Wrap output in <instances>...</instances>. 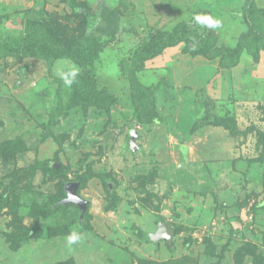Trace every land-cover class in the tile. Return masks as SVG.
<instances>
[{
    "label": "rangeland",
    "instance_id": "obj_1",
    "mask_svg": "<svg viewBox=\"0 0 264 264\" xmlns=\"http://www.w3.org/2000/svg\"><path fill=\"white\" fill-rule=\"evenodd\" d=\"M245 1L0 0V264H264V49L205 52L248 33Z\"/></svg>",
    "mask_w": 264,
    "mask_h": 264
},
{
    "label": "trees",
    "instance_id": "obj_2",
    "mask_svg": "<svg viewBox=\"0 0 264 264\" xmlns=\"http://www.w3.org/2000/svg\"><path fill=\"white\" fill-rule=\"evenodd\" d=\"M255 0H246L244 4V20L248 26V33L240 38L236 47H219L217 46L218 35L216 32H213L205 39V52L211 58L221 57L222 67L223 68H236L241 63V57L246 52L249 56H252L254 59L259 57V53L264 49V12L256 14L253 11ZM189 34H194V31H190L187 34L180 35L179 38L174 41H182L188 38ZM28 55L45 59L50 73L53 68V58L49 55H42L37 49H32L27 52ZM12 53L10 50L0 47V57L11 56ZM140 58L135 59V62H140ZM140 67V65H138ZM134 73V72H132ZM57 167L52 168L48 162L44 163V168L46 173L53 175L55 171L61 170L58 164H55Z\"/></svg>",
    "mask_w": 264,
    "mask_h": 264
},
{
    "label": "clouds",
    "instance_id": "obj_3",
    "mask_svg": "<svg viewBox=\"0 0 264 264\" xmlns=\"http://www.w3.org/2000/svg\"><path fill=\"white\" fill-rule=\"evenodd\" d=\"M195 24L205 26L209 29H219L222 27V21L207 14H196L192 18ZM79 69L75 65L60 67L56 70V74L63 83L71 87L78 76ZM83 234L77 230L71 231L66 237V246L71 248L73 245L79 244L83 240Z\"/></svg>",
    "mask_w": 264,
    "mask_h": 264
},
{
    "label": "water",
    "instance_id": "obj_4",
    "mask_svg": "<svg viewBox=\"0 0 264 264\" xmlns=\"http://www.w3.org/2000/svg\"><path fill=\"white\" fill-rule=\"evenodd\" d=\"M79 183H70L67 185V190L69 191V201H75L77 203H83V199L80 197L78 193ZM174 236V231L170 227L168 223H162L156 233L152 235V238L156 241L160 239L166 238L169 242H171Z\"/></svg>",
    "mask_w": 264,
    "mask_h": 264
}]
</instances>
